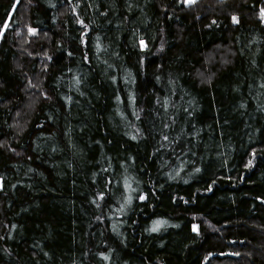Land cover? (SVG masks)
<instances>
[{
    "label": "trees",
    "instance_id": "16d2710c",
    "mask_svg": "<svg viewBox=\"0 0 264 264\" xmlns=\"http://www.w3.org/2000/svg\"><path fill=\"white\" fill-rule=\"evenodd\" d=\"M0 179V264H264V0H0Z\"/></svg>",
    "mask_w": 264,
    "mask_h": 264
},
{
    "label": "snow or ice",
    "instance_id": "6c2138e0",
    "mask_svg": "<svg viewBox=\"0 0 264 264\" xmlns=\"http://www.w3.org/2000/svg\"><path fill=\"white\" fill-rule=\"evenodd\" d=\"M189 2L191 3V2H194V0H189ZM6 27V26H5Z\"/></svg>",
    "mask_w": 264,
    "mask_h": 264
},
{
    "label": "built area",
    "instance_id": "2783aa9c",
    "mask_svg": "<svg viewBox=\"0 0 264 264\" xmlns=\"http://www.w3.org/2000/svg\"><path fill=\"white\" fill-rule=\"evenodd\" d=\"M0 187H1V181H0Z\"/></svg>",
    "mask_w": 264,
    "mask_h": 264
},
{
    "label": "rangeland",
    "instance_id": "374dc122",
    "mask_svg": "<svg viewBox=\"0 0 264 264\" xmlns=\"http://www.w3.org/2000/svg\"><path fill=\"white\" fill-rule=\"evenodd\" d=\"M187 2H189V0H187ZM0 181H1V179H0Z\"/></svg>",
    "mask_w": 264,
    "mask_h": 264
}]
</instances>
